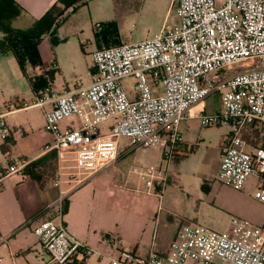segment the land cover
Listing matches in <instances>:
<instances>
[{
	"label": "built area",
	"instance_id": "2783aa9c",
	"mask_svg": "<svg viewBox=\"0 0 264 264\" xmlns=\"http://www.w3.org/2000/svg\"><path fill=\"white\" fill-rule=\"evenodd\" d=\"M177 3L175 27L137 43L97 48L88 86L77 84L59 93L49 84L39 92L43 97L37 105L51 104L45 129L54 143L48 149L57 151L59 163L63 154H73L79 167L92 170L104 158H118L120 139L132 148L161 147L171 157L184 143L183 120L197 118L205 126L227 122L235 131L223 141L218 179L236 189L256 180L254 196L264 204V0ZM35 72L44 74L41 67ZM213 95L220 97V111L196 109ZM74 118L78 127L61 128ZM107 122L111 126L103 134ZM12 132L0 113V137ZM28 165L9 166L0 183L13 175L23 177ZM54 184L58 187L60 180ZM62 204L60 199L49 208L57 207L62 217ZM34 233L50 263L84 262L91 255L62 222L45 220ZM6 240L0 234V245ZM117 253L110 264H264V226L240 225L224 234L185 226L167 252L119 245Z\"/></svg>",
	"mask_w": 264,
	"mask_h": 264
},
{
	"label": "crops",
	"instance_id": "0c3cea01",
	"mask_svg": "<svg viewBox=\"0 0 264 264\" xmlns=\"http://www.w3.org/2000/svg\"><path fill=\"white\" fill-rule=\"evenodd\" d=\"M14 1L23 9V13L12 25L15 29L26 30L51 11L59 0ZM114 4L113 0L97 1L93 13H90L89 28L92 29L95 49L123 44L120 33L116 32L118 25L115 21L93 24L94 21H102L98 19L104 15H113ZM85 5L84 2L80 6ZM74 11L69 9L62 16L63 20ZM80 30L77 27L73 35ZM4 37L0 31V45ZM65 37L68 34L61 39L66 41L68 38ZM42 62L43 65L35 68L28 66L26 76L11 52L0 54V66L4 69L6 66L13 77L18 76L15 78L18 82H28L31 90V96L27 99L20 96L9 102L5 98L1 100L0 113L6 115L13 132L9 138L0 139V174L15 163H30L54 151L48 149L54 143V135L45 129V112L51 109V104L44 107L37 105L38 98L43 97L39 94L42 90L35 92L30 79L44 77L59 93L69 91L74 86L60 81L59 75L51 78L49 72L53 73L54 70L46 65L43 58ZM53 62L57 72L61 73V59L58 61L55 57ZM38 67L44 70V74L35 72ZM94 72L92 61L89 82L85 86L91 83ZM70 125L78 127V120H65L61 128ZM110 126L111 122L103 124L101 132L107 133ZM183 148L184 143L171 157H166L161 147L132 148L127 139H120L118 158L114 161L104 158L95 169H83L76 161L71 171L66 172L61 160L58 177L54 181L60 180V185L54 190L46 187V183L41 186L27 177L13 175L4 178L0 183V234L7 240L0 245V264H43L42 253H48L37 245L39 241L34 230L45 221L42 219L44 208L60 199L67 211L62 217H58L56 212L55 220L62 222L91 251L87 260L72 264H110V257L117 256L119 245L144 252L151 247L162 253L167 252L177 233L171 235V216L163 207L170 167L165 166V162L170 163V159L182 152ZM157 168L160 169L159 173L155 171ZM50 192H53V196ZM54 209L57 211V207Z\"/></svg>",
	"mask_w": 264,
	"mask_h": 264
},
{
	"label": "rangeland",
	"instance_id": "374dc122",
	"mask_svg": "<svg viewBox=\"0 0 264 264\" xmlns=\"http://www.w3.org/2000/svg\"><path fill=\"white\" fill-rule=\"evenodd\" d=\"M97 1L100 0H87L86 5L77 7L69 18L64 20L61 18L53 28L55 33L50 32L40 47L46 65L54 70L53 73L49 72V76L52 78L59 75V80L66 81L71 87L77 84L86 85L89 82L91 55L96 50L92 29L89 28L90 13H93ZM113 1L115 2L113 15L110 17L104 15L98 19L102 21H94L93 24L115 21L122 43L146 40L164 29L178 25L177 0ZM77 27L81 30L73 35ZM66 34L68 37L65 38L68 39L64 41L61 38ZM52 36L58 40L56 45L51 43ZM55 57L56 60L59 61L60 58L62 61L61 73L57 72L53 62ZM9 73L11 71L9 72L6 66L5 69L0 66V103L4 98L7 102L20 96L26 97L24 99L29 98L31 90L28 82L25 80L18 82L15 79L18 76L13 77L12 73ZM128 91L132 93L129 88ZM202 108L207 114L220 111L222 109L220 97L210 96L196 109ZM179 130L183 136L184 148L170 159V163L165 162V166L170 167L166 192L163 194V207L171 216L172 226L169 229L171 235H175L181 227L192 225L204 226L220 234L236 229L240 225L264 226V204L254 196L256 180L250 179L244 189H236L218 179L222 144L224 139L235 131V127L227 122L205 126L200 119L188 118L181 122ZM61 158L66 172H70V168L76 163L75 155L63 154ZM60 164L53 163V168L46 177V187L56 189L54 181L58 177ZM155 171L159 173L160 169L157 168ZM50 195L53 196V192H50ZM45 208L42 219L55 220V209ZM43 253V264H49L48 255Z\"/></svg>",
	"mask_w": 264,
	"mask_h": 264
},
{
	"label": "trees",
	"instance_id": "16d2710c",
	"mask_svg": "<svg viewBox=\"0 0 264 264\" xmlns=\"http://www.w3.org/2000/svg\"><path fill=\"white\" fill-rule=\"evenodd\" d=\"M84 2L85 0H59L51 11L37 21L33 27L21 30L15 29L12 24L14 20L22 15L23 9L14 0H0V31L5 36L1 41L0 54L11 52L15 56L21 71L27 76L28 66L35 68L43 65L40 45L50 32L55 33L53 28L57 21L69 9L75 10ZM116 32L118 31L116 30ZM51 43L53 45L58 43L55 36L51 37ZM30 82L35 92H39L49 85V80L44 77L36 80L30 79ZM57 162H59L57 151H51L45 156L30 162L23 177H27L42 186L46 183L47 174L53 168V163ZM66 211L67 207L64 208L63 212Z\"/></svg>",
	"mask_w": 264,
	"mask_h": 264
}]
</instances>
